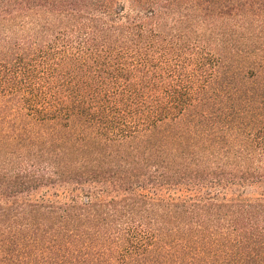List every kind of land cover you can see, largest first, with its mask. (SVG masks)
Listing matches in <instances>:
<instances>
[{
    "label": "trees",
    "instance_id": "1",
    "mask_svg": "<svg viewBox=\"0 0 264 264\" xmlns=\"http://www.w3.org/2000/svg\"><path fill=\"white\" fill-rule=\"evenodd\" d=\"M0 264H264V0H0Z\"/></svg>",
    "mask_w": 264,
    "mask_h": 264
}]
</instances>
